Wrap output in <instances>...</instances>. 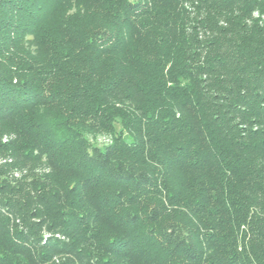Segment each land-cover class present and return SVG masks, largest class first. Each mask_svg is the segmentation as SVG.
<instances>
[{
	"label": "trees",
	"instance_id": "16d2710c",
	"mask_svg": "<svg viewBox=\"0 0 264 264\" xmlns=\"http://www.w3.org/2000/svg\"><path fill=\"white\" fill-rule=\"evenodd\" d=\"M0 157V264H264V0H0Z\"/></svg>",
	"mask_w": 264,
	"mask_h": 264
},
{
	"label": "rangeland",
	"instance_id": "374dc122",
	"mask_svg": "<svg viewBox=\"0 0 264 264\" xmlns=\"http://www.w3.org/2000/svg\"><path fill=\"white\" fill-rule=\"evenodd\" d=\"M96 143L97 144H100V145H103V144H106V143H109L110 142V137L109 136H106V135H98L95 139ZM8 160H10L11 163H13V159L11 157H7ZM14 170H17L18 173L17 176H15V174L12 173V178L14 180H20V179H23V178H26V177H29L31 176L32 174H39V175H42V174H47L49 172V168H47L46 166H43V165H37L31 169L29 168H15L12 170V172Z\"/></svg>",
	"mask_w": 264,
	"mask_h": 264
},
{
	"label": "built area",
	"instance_id": "2783aa9c",
	"mask_svg": "<svg viewBox=\"0 0 264 264\" xmlns=\"http://www.w3.org/2000/svg\"><path fill=\"white\" fill-rule=\"evenodd\" d=\"M5 140H6V137L3 139V141H5ZM3 163H11V162H10V160H8L7 157H0V164H3ZM12 173L15 174V176H17L16 173H18V171H17V170H14ZM12 173H11V174H12ZM44 237L47 238V237H50V235H49V234H45ZM54 237H55V238H58V239H64L63 236L58 235V234L55 235Z\"/></svg>",
	"mask_w": 264,
	"mask_h": 264
}]
</instances>
